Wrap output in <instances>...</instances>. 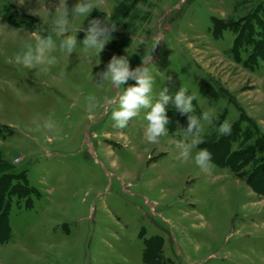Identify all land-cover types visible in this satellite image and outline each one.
Instances as JSON below:
<instances>
[{"label": "rangeland", "instance_id": "1", "mask_svg": "<svg viewBox=\"0 0 264 264\" xmlns=\"http://www.w3.org/2000/svg\"><path fill=\"white\" fill-rule=\"evenodd\" d=\"M121 1L93 0L70 25L79 42L82 23H116L99 55L57 49L37 75L6 57L50 31L51 16L39 15L57 0H0V264H264V0H129L118 16ZM146 54L153 99L185 87L193 115L216 110L197 146L211 152L210 172L176 159L179 129L147 142V109L114 126L124 86L98 88L96 73L113 55L134 68ZM90 93L100 100L92 111ZM225 119L232 130L220 135Z\"/></svg>", "mask_w": 264, "mask_h": 264}, {"label": "clouds", "instance_id": "2", "mask_svg": "<svg viewBox=\"0 0 264 264\" xmlns=\"http://www.w3.org/2000/svg\"><path fill=\"white\" fill-rule=\"evenodd\" d=\"M93 9V0H75L71 7L67 5L66 0H57L54 12L50 14L48 10L39 15L45 22L46 18L51 16L50 31L41 29L39 33L28 34L22 46L11 56L6 57V62L18 70L35 69V74L46 75L58 62L57 55L53 54L55 50L58 49L69 57L77 47L80 48L84 61L90 62L112 39L111 33L115 30L116 24L109 18H106L107 22L94 18L88 22L87 27H83L82 23L78 29L84 32V38L78 42L77 34H68L70 25L78 18H84L85 21ZM34 13L36 12L32 14ZM45 31L47 34H42ZM150 63L151 56L146 54L142 57L140 66L130 68L127 55H113L104 70L96 73L98 81L95 85L98 88L105 84H110L115 89L124 86L117 97L119 108L111 112L114 126L124 128L130 118L138 115L141 108L147 109L144 114L147 121L144 137L149 143H157L160 137L168 135L166 125L169 118L166 115V105L171 104L180 115L189 114L187 127L179 128L177 134L180 138L174 141L176 159L183 163L191 158L199 169L210 172L216 167L212 154L207 148L197 149V146L204 142L205 125H213L218 119L216 110L209 107L202 110L199 116L193 115L192 101L196 96L188 94L185 87H179L175 92H169L168 87H163L153 99L154 76L149 67ZM129 80L135 83L125 87ZM102 99L105 104L114 102L109 96H103ZM86 101L89 111L95 110L100 104L97 96L91 93L86 96ZM36 127L39 128L41 125L37 123ZM43 127L52 129L55 123L48 117L43 120ZM215 130L220 135H229L232 130L229 120L221 121L215 126Z\"/></svg>", "mask_w": 264, "mask_h": 264}, {"label": "trees", "instance_id": "3", "mask_svg": "<svg viewBox=\"0 0 264 264\" xmlns=\"http://www.w3.org/2000/svg\"><path fill=\"white\" fill-rule=\"evenodd\" d=\"M127 1H129V0H122L118 5H116V8H115V10H116V13L118 12V16H121L122 14H123V12H121L120 11V9H121V6H122V2L124 3V2H127ZM120 4H121V6H120ZM122 10V9H121ZM214 21L215 22H219V21H221V20H219V19H214ZM264 45L262 44V47H263ZM260 53H264V47H263V49H260ZM176 112V110H175V107L173 106V108L171 109V110H169V111H167V113H166V115L168 116V118H169V123L166 125L167 126V128H168V130L169 131H175V129H179V128H186L187 127V120L186 119H183V118H181V117H179L180 116V114H179V116H177V115H172L173 113H175ZM186 120V121H185ZM257 135V139L256 140H258V142L262 145V142H263V144H264V140H263V138H262V136L260 135V134H256ZM218 141H220V140H218ZM217 141V142H218ZM254 146V145H253ZM253 146H250V148H253ZM262 147H264V145L262 146ZM250 148H248V149H250ZM20 174V173H19ZM23 174H24V172H23ZM4 179V177H0V181H2Z\"/></svg>", "mask_w": 264, "mask_h": 264}]
</instances>
